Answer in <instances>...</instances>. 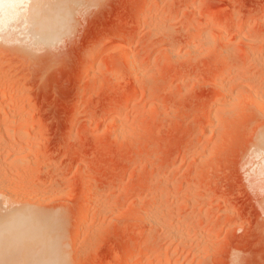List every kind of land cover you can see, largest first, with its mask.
<instances>
[{
	"label": "rangeland",
	"instance_id": "obj_1",
	"mask_svg": "<svg viewBox=\"0 0 264 264\" xmlns=\"http://www.w3.org/2000/svg\"><path fill=\"white\" fill-rule=\"evenodd\" d=\"M71 12L0 38L4 218L49 215L70 264H264V0Z\"/></svg>",
	"mask_w": 264,
	"mask_h": 264
},
{
	"label": "bare ground",
	"instance_id": "obj_2",
	"mask_svg": "<svg viewBox=\"0 0 264 264\" xmlns=\"http://www.w3.org/2000/svg\"><path fill=\"white\" fill-rule=\"evenodd\" d=\"M71 1L72 0H0V38H3L1 41H4V37L5 38L7 37V39H8V36H12V34H13L12 29L15 27L14 23L20 21L21 19H25V23H27L30 26V30L32 33L31 35H33V38H35V36H38L41 38L45 37L47 39L49 37V35H50V37L53 36L55 33H57V32L54 33L53 30L55 29V27L57 25L55 23H57L58 20H59L58 23H62V25L67 24V22L70 23V21H68V15L73 14L72 12L69 13ZM74 2H73V4H74ZM70 18L71 17L69 16V19ZM56 19H58V20L55 21ZM23 23H24V21L22 22V24ZM27 24H26V26H28ZM52 26H55V27H52ZM59 26H61V25H59ZM59 26H58V28H59ZM62 28H65V26L64 27L62 26L59 29H62ZM17 29H19V28H17ZM59 29H56V30L59 31ZM52 32L54 33L53 35H51ZM58 33L60 35V32H58ZM58 33H57V35H58ZM56 36H54V38H52L53 40L50 39L51 42H53L54 39H56ZM57 39H58V37H57ZM50 40H48V41H50ZM48 41H47V43H48ZM51 42H49V43H51ZM9 43H11V42H9ZM9 85L10 84L4 85V83H3V85H1L0 88H1V90H9L11 88V85L10 86ZM226 91H227L226 85L224 83H220L217 87V92H216L217 97H220V98L223 97L225 95ZM23 96H24V94H23ZM258 101H257V103H258ZM13 105H14V101H12V100L9 102H7V101L0 102V112H2L1 114L6 112V114L4 113L5 115L4 114L3 115L5 116L4 122L6 123V125L8 124V126L10 125L11 122L12 123L15 122L14 121L15 119H13L9 115V113L7 114V111L12 109ZM213 107H214V105L210 104V106L208 108L209 111H212ZM19 112H18V114H19ZM18 114H15V116ZM13 115L14 114L12 113V116ZM9 120H13V121L9 122ZM13 128H15V127L10 125L6 129L14 130ZM262 137H264V136H262ZM262 137H260L259 140H261ZM261 142H262L261 145L263 146L264 145V139H262ZM258 143H259V141H258ZM21 171H22V169H21ZM3 176L6 177L7 175H3ZM21 182H23V181H21ZM21 190H22V188H21ZM33 190H35V189H33ZM24 206H25V204H24ZM0 214H1V211H0ZM0 216H2V218H0V264H27L26 258L27 257H34L35 255H37L39 257V261H40L39 264H70V260L68 259L69 252L67 251V248L62 244L63 241H60L61 240V238H60V240L58 242L54 238V231H55L54 226H56L57 222H55V224L51 223L53 221V219L50 218L51 221L48 220L49 215L48 216L47 215L41 216L37 212L32 211L31 209L26 207V208L18 209V210H16V208H15V211L13 210V212H11L8 216L5 215L6 216L5 218H4L3 214H1ZM46 216H47V218H46ZM52 217H53V215H52ZM55 220H57V219H55ZM50 224H54V226L52 227V225L50 226ZM50 229H53L54 231H51ZM56 233L58 234V229H57ZM58 235H60V234H58ZM55 237H57V236H55ZM59 237H57V238H59ZM31 249H33V251H31ZM25 260H26V263H25ZM68 260H69V262H68Z\"/></svg>",
	"mask_w": 264,
	"mask_h": 264
}]
</instances>
